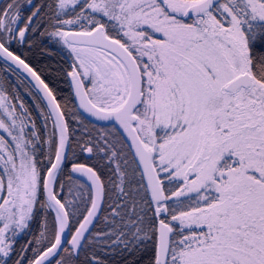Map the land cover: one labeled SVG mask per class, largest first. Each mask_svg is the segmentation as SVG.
I'll return each instance as SVG.
<instances>
[{
    "label": "snow or ice",
    "instance_id": "1",
    "mask_svg": "<svg viewBox=\"0 0 264 264\" xmlns=\"http://www.w3.org/2000/svg\"><path fill=\"white\" fill-rule=\"evenodd\" d=\"M41 37L102 122L73 113L75 160L13 50ZM0 59L48 108L42 131L0 84V264H264V0H4Z\"/></svg>",
    "mask_w": 264,
    "mask_h": 264
},
{
    "label": "trees",
    "instance_id": "2",
    "mask_svg": "<svg viewBox=\"0 0 264 264\" xmlns=\"http://www.w3.org/2000/svg\"><path fill=\"white\" fill-rule=\"evenodd\" d=\"M4 2V1H3ZM2 2V3H3ZM37 5L48 2V0H33ZM1 3V4H2ZM29 11L25 8V14ZM13 50L16 54L20 55L21 58L25 59L41 78L49 85L56 95L58 101L61 103L62 107L66 104L68 111L67 120L70 125V132L72 133V141H70L71 147L75 149V155L70 151L69 156L72 160L77 159L80 155L79 149L75 146V139L78 138L81 131V124L77 122L73 113L78 112L77 104L75 101L74 93L70 83V78L66 77L64 74L65 70H68L71 61L67 53L60 49L57 43L47 37H41L33 41V46L31 48L19 47L14 45ZM0 84L3 88L7 90L6 94H11L18 97L16 101L19 103L22 101L29 109L31 119L36 123L38 129H44L45 119L41 115L42 112L48 111L44 103L41 101L39 96L29 88L23 79H21L10 67L5 65L0 60ZM85 122H88L85 120ZM92 123L88 122V127L91 128ZM99 128V126H97ZM48 131H51V122H48ZM83 162V161H82ZM70 168V164H69ZM64 183L67 185L69 181L67 176L64 178ZM80 183H85L80 179H73L72 190L73 194L76 195L80 191L78 185ZM86 184V183H85ZM65 196L68 195L67 187L64 189ZM54 215V214H52ZM40 218L37 219L35 223L32 224V231L36 232L39 226ZM71 223L74 225L75 220L73 219ZM30 237H21L20 243L23 244L24 240ZM148 255H150V250ZM143 264H148V256L144 257Z\"/></svg>",
    "mask_w": 264,
    "mask_h": 264
},
{
    "label": "water",
    "instance_id": "3",
    "mask_svg": "<svg viewBox=\"0 0 264 264\" xmlns=\"http://www.w3.org/2000/svg\"><path fill=\"white\" fill-rule=\"evenodd\" d=\"M3 0H0V3L2 2ZM4 64H6L7 66H9L10 68H12L15 72H17L21 77H23L27 83H29V85L34 89V91L38 94V96L40 97V99L43 101V103L45 104L46 108H47V101L44 99V94L42 92V90L36 85V82L35 80L26 72L24 71L23 69L17 67L14 63H12L11 61H3L2 59H0ZM70 82H71V79H70ZM72 85V84H71ZM73 89V88H72ZM73 93H74V89H73ZM75 97V95H74ZM75 101H76V104H77V107H78V111L80 114H82L84 117H85V120L92 123V124H96L97 126H100V124L102 122H96L94 120H91V118L87 117V114L83 113V110L82 109H79V101L78 99L75 97ZM48 109V108H47ZM69 154V153H68ZM73 178L74 179H81V180H84L87 182L86 180V177H83V176H80V174L78 173H73L72 174ZM68 235V233H66V236Z\"/></svg>",
    "mask_w": 264,
    "mask_h": 264
},
{
    "label": "rangeland",
    "instance_id": "4",
    "mask_svg": "<svg viewBox=\"0 0 264 264\" xmlns=\"http://www.w3.org/2000/svg\"><path fill=\"white\" fill-rule=\"evenodd\" d=\"M57 45H58V47H59L60 49L64 50V51L67 53V55H68L70 61L72 62V57H71V54L68 52V50L65 49V48H64L62 45H60V44H57Z\"/></svg>",
    "mask_w": 264,
    "mask_h": 264
},
{
    "label": "flooded vegetation",
    "instance_id": "5",
    "mask_svg": "<svg viewBox=\"0 0 264 264\" xmlns=\"http://www.w3.org/2000/svg\"><path fill=\"white\" fill-rule=\"evenodd\" d=\"M22 79V78H21ZM23 81H25V80H23ZM26 82V81H25ZM26 84L29 86V88L33 91V93H35L34 92V90L31 88V86L26 82ZM36 94V93H35Z\"/></svg>",
    "mask_w": 264,
    "mask_h": 264
}]
</instances>
